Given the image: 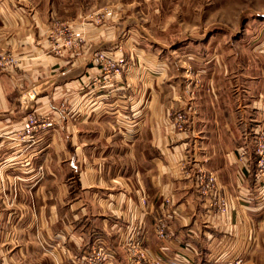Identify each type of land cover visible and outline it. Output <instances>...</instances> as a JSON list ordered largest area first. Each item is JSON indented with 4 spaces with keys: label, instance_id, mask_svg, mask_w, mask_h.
<instances>
[{
    "label": "crops",
    "instance_id": "0c3cea01",
    "mask_svg": "<svg viewBox=\"0 0 264 264\" xmlns=\"http://www.w3.org/2000/svg\"><path fill=\"white\" fill-rule=\"evenodd\" d=\"M51 23L39 2L0 0V52L14 57L0 65V264H87L82 256L97 244L112 253L107 264H130L136 238L164 264H264V179L253 148L263 70L236 110L226 91L220 110L199 108L182 130L170 121L179 86L153 95L131 70L75 93L64 78L55 87L65 110L52 113V83L72 70L52 76ZM198 169L216 176L225 213L208 208Z\"/></svg>",
    "mask_w": 264,
    "mask_h": 264
},
{
    "label": "rangeland",
    "instance_id": "374dc122",
    "mask_svg": "<svg viewBox=\"0 0 264 264\" xmlns=\"http://www.w3.org/2000/svg\"><path fill=\"white\" fill-rule=\"evenodd\" d=\"M34 1L42 16L52 15V76L64 66L72 70L52 83V113L65 110L64 91L55 87L64 78L76 81L75 93L87 81L89 87L120 81L131 70L138 82L151 81L153 95L165 97L171 82L179 86L170 121L182 130L199 108L220 110L226 91L236 110L244 85L255 92L252 80L264 75V0ZM2 53L7 65L14 62ZM179 111L185 122L176 119ZM257 127L253 148L264 131V112Z\"/></svg>",
    "mask_w": 264,
    "mask_h": 264
},
{
    "label": "built area",
    "instance_id": "2783aa9c",
    "mask_svg": "<svg viewBox=\"0 0 264 264\" xmlns=\"http://www.w3.org/2000/svg\"><path fill=\"white\" fill-rule=\"evenodd\" d=\"M8 61V59H7ZM7 61L3 58L0 59V65L7 64ZM29 94L33 96L32 91ZM177 120L186 121L185 114L177 113ZM176 121V120H175ZM35 118L33 116L28 117L23 123V127L26 130L34 127ZM177 123V121H176ZM180 124H178L179 126ZM255 154L257 156L256 160V176L260 180L264 179V131L261 132L259 137L255 140ZM245 152L243 150L239 151L240 158H243ZM195 182L200 190V193L207 197V206L220 213H225L227 210V202L220 196L219 184L216 176L213 173L198 169L197 173L194 175ZM170 199H166V203H169ZM155 231L158 237L161 239L168 238L169 234L167 232V224L164 219H158L155 223ZM128 250V261L130 264H164L158 256H151L149 259L147 256V251L143 248L142 240L136 238L130 240L127 243ZM112 253L104 245H94L91 246L90 250L82 256L87 264H107L110 260ZM240 259L234 262V264H239Z\"/></svg>",
    "mask_w": 264,
    "mask_h": 264
}]
</instances>
